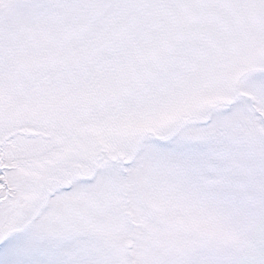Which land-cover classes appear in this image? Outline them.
Wrapping results in <instances>:
<instances>
[{"label": "snow or ice", "instance_id": "1", "mask_svg": "<svg viewBox=\"0 0 264 264\" xmlns=\"http://www.w3.org/2000/svg\"><path fill=\"white\" fill-rule=\"evenodd\" d=\"M0 264H264V0H0Z\"/></svg>", "mask_w": 264, "mask_h": 264}]
</instances>
